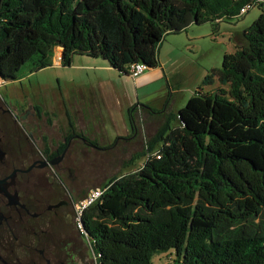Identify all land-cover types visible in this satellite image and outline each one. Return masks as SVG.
<instances>
[{
	"label": "trees",
	"instance_id": "16d2710c",
	"mask_svg": "<svg viewBox=\"0 0 264 264\" xmlns=\"http://www.w3.org/2000/svg\"><path fill=\"white\" fill-rule=\"evenodd\" d=\"M247 5L262 13L208 70L212 89L200 86L179 124L168 120L136 157L146 160L83 211L96 264H152L171 251L166 264H264V0H0L5 81L29 61L52 65L58 48L63 66L81 54L128 75L136 62L157 67L167 35Z\"/></svg>",
	"mask_w": 264,
	"mask_h": 264
},
{
	"label": "rangeland",
	"instance_id": "374dc122",
	"mask_svg": "<svg viewBox=\"0 0 264 264\" xmlns=\"http://www.w3.org/2000/svg\"><path fill=\"white\" fill-rule=\"evenodd\" d=\"M261 13L262 8L260 6H253L245 14L229 18L217 23V25L210 22L193 23L179 33L166 36L161 45L160 53L163 52L165 59L169 56L183 58V64L190 76L189 84L184 86V91L180 93L182 100L185 99L181 103L182 105L185 106L187 104L189 99L195 95L199 86H202L205 91L212 89L213 86H203L201 84L207 71L212 67H221L225 55L237 50L238 38L242 36V31L252 25ZM55 57L52 65L36 71L33 68V63L31 61L27 62L20 70L17 80L5 81L0 78V85L3 84L0 86V95L9 100L14 108L21 106V108L25 109L31 106L34 111H38L35 109L36 106L45 118L52 116L55 119H59L64 116L66 111L70 113L71 106L78 97L81 100L82 96L88 97L95 90L99 91L101 89L98 80L100 76L103 75L102 77L105 80L103 83L104 90H110L111 78L106 73H102V71L89 68L90 65L88 64L95 60L94 57L77 54L69 66L56 63ZM163 85H166V81H156L150 85V91L153 92L152 97H159L166 93L162 90L159 91ZM116 104L114 109L120 114V107L123 108L124 104L121 105L119 102H116ZM107 105L105 104L102 107L107 109ZM16 112L19 114L18 111ZM126 114L125 116L129 120L128 110ZM116 121L119 126H122V120L118 115ZM55 127L58 130L50 131L60 138L64 135V131L59 129L58 126ZM61 128L64 129L63 127ZM128 128L132 130L131 138L137 136L133 133L134 129H132L133 125L131 123ZM104 129L109 131L108 133H103L108 140L117 141L118 132L112 125L109 124ZM86 135L89 139L92 138L90 133H86ZM102 136L99 134L97 137L96 141L98 143ZM145 136L147 141L152 136V133L146 131ZM137 137L139 138V136ZM92 146L98 148L99 151L89 147H77L75 143V148L70 149L73 153L66 160V162H70L68 166L73 168L75 179L72 181L69 176L70 173L66 172L63 185L71 193H74L76 202L82 199L90 190L103 188L112 177L119 176L146 160L143 156L131 162L132 165L126 163L127 159L125 158L128 156V151L131 153L143 152V142L141 140L126 149L127 155L123 151L109 150L107 147L99 148L97 145ZM66 148H68V145ZM74 211L73 217L77 230L80 235L84 236L79 228L76 206ZM83 240L84 257L81 256L82 258L79 257V259L82 260V264H96V259L87 237L84 236ZM170 257H174L173 251L156 254L152 264H166L170 261Z\"/></svg>",
	"mask_w": 264,
	"mask_h": 264
},
{
	"label": "flooded vegetation",
	"instance_id": "af4514ba",
	"mask_svg": "<svg viewBox=\"0 0 264 264\" xmlns=\"http://www.w3.org/2000/svg\"><path fill=\"white\" fill-rule=\"evenodd\" d=\"M20 108L0 95V264H82L76 196L63 180L66 172L75 179L72 142L91 143L72 133L62 148L39 108Z\"/></svg>",
	"mask_w": 264,
	"mask_h": 264
},
{
	"label": "crops",
	"instance_id": "0c3cea01",
	"mask_svg": "<svg viewBox=\"0 0 264 264\" xmlns=\"http://www.w3.org/2000/svg\"><path fill=\"white\" fill-rule=\"evenodd\" d=\"M243 43V38L240 36L236 48ZM159 58L160 64L157 67L150 68L137 78L114 69L104 59L94 58L93 62H89V68L102 71V73H106L111 78V88L109 91L104 90L103 83L105 80L102 75L98 79L101 89L99 91L94 89L95 92L88 97L82 96L81 100L78 97L72 104L70 113L66 111L64 116L59 119H55L52 116L46 117L51 126H58L67 136L65 138V135H63L62 146L67 142V138L71 133L83 134L86 137V133H90L92 138H87L94 142H97L99 134L103 135L99 143L97 142L99 148L107 147L109 150L123 151L126 154L127 148L141 140L144 151L148 141H146V131L152 133L150 137L152 138L168 120H171L174 124H179L178 119H175L174 115L184 107L181 103L185 99L182 100L180 93L184 91V86L189 84V72L183 64V58L169 56L165 59L163 52L159 54ZM156 81H166V85L159 89V91L162 90L166 93L159 97H152L153 92L150 91V85ZM116 102L121 105L124 104L123 108L120 107V114L114 109L117 105ZM105 104H108L107 109L102 107ZM127 110L130 121L125 116L127 115ZM117 115L122 120V126H119L116 121ZM130 123L133 125L134 135L139 136V138L137 136L131 138L132 130L128 128ZM72 124L73 127L71 126ZM109 124L118 132L117 141L108 140L103 134L109 132L108 129H104ZM76 141L72 142L70 149L75 148ZM88 147L99 151L95 146L88 145ZM127 153L128 156L125 159H127L126 163L129 164L139 154L129 151Z\"/></svg>",
	"mask_w": 264,
	"mask_h": 264
},
{
	"label": "built area",
	"instance_id": "2783aa9c",
	"mask_svg": "<svg viewBox=\"0 0 264 264\" xmlns=\"http://www.w3.org/2000/svg\"><path fill=\"white\" fill-rule=\"evenodd\" d=\"M252 5H247L246 7H244L242 9V14H245L252 7ZM55 56H56L55 57L56 63L61 64V49L60 48L56 50ZM148 69H150V67L146 63L136 62L130 66V70H129L130 76L133 78H137L138 76L146 72ZM158 157H160V155H158ZM104 191H105L104 188L92 189L82 199L78 200V202L76 203V211H77V219L79 223V228L81 229L82 234L84 235H86V233L81 223L82 213L87 207H89L90 205L95 203L97 200H99L102 197Z\"/></svg>",
	"mask_w": 264,
	"mask_h": 264
},
{
	"label": "water",
	"instance_id": "95a60500",
	"mask_svg": "<svg viewBox=\"0 0 264 264\" xmlns=\"http://www.w3.org/2000/svg\"><path fill=\"white\" fill-rule=\"evenodd\" d=\"M85 139V138H84ZM86 140V139H85Z\"/></svg>",
	"mask_w": 264,
	"mask_h": 264
}]
</instances>
